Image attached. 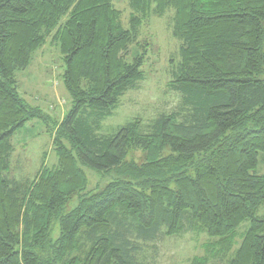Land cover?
<instances>
[{
    "label": "trees",
    "instance_id": "trees-1",
    "mask_svg": "<svg viewBox=\"0 0 264 264\" xmlns=\"http://www.w3.org/2000/svg\"><path fill=\"white\" fill-rule=\"evenodd\" d=\"M128 1L125 26L113 0H0V264H139L143 244L187 232L207 235L206 251L225 264H264V0ZM170 12L180 46L167 86L179 107L101 134L148 79L153 43L142 30ZM50 37L72 106L50 129L56 162L46 152L20 180L12 138L50 116L20 96L16 74ZM81 165L114 178L87 191Z\"/></svg>",
    "mask_w": 264,
    "mask_h": 264
},
{
    "label": "rangeland",
    "instance_id": "rangeland-1",
    "mask_svg": "<svg viewBox=\"0 0 264 264\" xmlns=\"http://www.w3.org/2000/svg\"><path fill=\"white\" fill-rule=\"evenodd\" d=\"M117 9L122 11L123 23L128 26L131 8L128 0H113ZM172 13L165 17H153L149 27L142 30V36L149 38L153 49L148 63V79L138 85V88L125 93L112 116L108 117L100 130L101 134L114 133L118 127L125 125L133 118H140L149 124L161 113H170L179 107L180 95L171 91L167 84L171 79V60L179 58V42L172 36L170 24ZM65 65L58 43L51 37L45 46L37 51L30 66L17 72L18 92L29 104L39 107L50 120L45 122L35 119L19 129L12 138L14 153L11 159L13 176L17 179L33 178L43 163L47 152L46 163L50 166L56 162L55 153L51 150L50 129L54 120H61L71 109L72 99L64 85ZM140 158L141 153L131 154ZM141 162V159L137 160ZM87 174L89 184L87 191H101L114 177L103 175L92 168L81 165ZM256 172L264 174V161ZM87 191H83L87 192ZM77 204V196L73 197L66 206L69 212ZM264 214V206L260 215ZM249 226L244 222L237 231L234 241L236 250L242 240V235ZM215 239V238H211ZM210 238L205 234L187 232L174 237H163L143 244L138 254L139 264H192L196 257L208 256V264H225V261L211 257L206 251Z\"/></svg>",
    "mask_w": 264,
    "mask_h": 264
}]
</instances>
